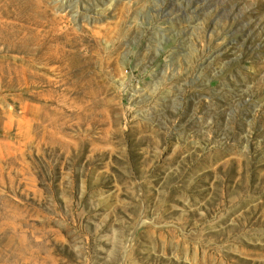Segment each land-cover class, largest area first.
I'll list each match as a JSON object with an SVG mask.
<instances>
[{"label":"rangeland","instance_id":"rangeland-1","mask_svg":"<svg viewBox=\"0 0 264 264\" xmlns=\"http://www.w3.org/2000/svg\"><path fill=\"white\" fill-rule=\"evenodd\" d=\"M40 4L98 36L100 105L65 93L48 137L40 85L0 82V264H264V0Z\"/></svg>","mask_w":264,"mask_h":264},{"label":"bare ground","instance_id":"bare-ground-1","mask_svg":"<svg viewBox=\"0 0 264 264\" xmlns=\"http://www.w3.org/2000/svg\"><path fill=\"white\" fill-rule=\"evenodd\" d=\"M57 26L58 20L47 14L40 0H0V82L10 85L14 81H23L40 85L45 103L44 129L48 137L52 132L62 134L63 123L60 124V120L65 105L61 101L65 93L71 96L69 108L100 105L94 98L98 90L93 88L101 84L98 79V67H101L96 61L98 36L63 35L56 30ZM36 96L31 94L32 98ZM90 129L103 130L104 127L94 124ZM76 132L80 134L82 131ZM100 141L101 138L90 141L95 148L82 150L84 146H76L75 149L77 153L86 151L88 163L102 153ZM136 142V138L132 139L130 159L137 155L134 149ZM83 159L77 155L75 164ZM233 161L226 159L227 163L220 166L222 171L235 169ZM132 167L136 172L145 168L138 164Z\"/></svg>","mask_w":264,"mask_h":264}]
</instances>
